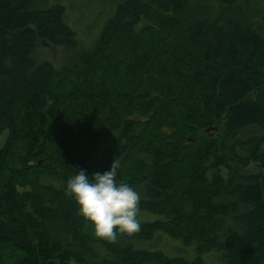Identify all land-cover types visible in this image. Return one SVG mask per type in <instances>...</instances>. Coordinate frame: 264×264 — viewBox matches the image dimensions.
<instances>
[{"label": "trees", "instance_id": "trees-1", "mask_svg": "<svg viewBox=\"0 0 264 264\" xmlns=\"http://www.w3.org/2000/svg\"><path fill=\"white\" fill-rule=\"evenodd\" d=\"M49 1L0 0V264H264V0Z\"/></svg>", "mask_w": 264, "mask_h": 264}, {"label": "rangeland", "instance_id": "rangeland-1", "mask_svg": "<svg viewBox=\"0 0 264 264\" xmlns=\"http://www.w3.org/2000/svg\"><path fill=\"white\" fill-rule=\"evenodd\" d=\"M58 3L64 7L67 24L73 29L77 38L81 42H86L97 31L98 26L108 14V0H57L49 1ZM34 56L46 59L58 66L62 61L61 50L53 46L42 44L34 52ZM7 135V130L0 133V146H2ZM141 219H152L151 215L140 214ZM94 229L93 235L98 233ZM149 248H156L166 255H187L193 253L192 246L185 245L179 238H170L164 234L155 236V238L145 244ZM206 264H219L212 253L203 254Z\"/></svg>", "mask_w": 264, "mask_h": 264}]
</instances>
